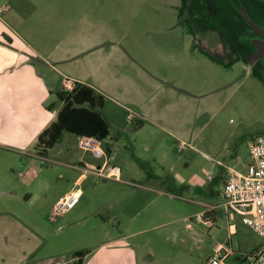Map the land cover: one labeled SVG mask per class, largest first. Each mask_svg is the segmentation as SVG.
Segmentation results:
<instances>
[{"label": "rangeland", "instance_id": "374dc122", "mask_svg": "<svg viewBox=\"0 0 264 264\" xmlns=\"http://www.w3.org/2000/svg\"><path fill=\"white\" fill-rule=\"evenodd\" d=\"M179 4V0H9L7 23L38 52L33 58L50 89L52 79L55 85L63 79L52 67L74 77L95 65L82 58L91 53L81 51L83 41L95 40L104 43V53L115 48L109 57L123 55L122 66L111 60L106 70L125 74L121 70L130 68L132 59L143 81L147 76L168 79L191 96L179 111L169 114L173 119L193 114L196 120L194 140L179 148L167 143L149 120L140 127L142 112L133 105L107 100L102 112L111 129L102 141L106 156L101 158L82 149L79 138L69 133L38 156L36 143L10 139L7 132L13 128L0 122V233L19 235L26 227L31 240H41L38 253L68 258L114 239L131 246L138 264H204L217 243L232 247L226 264H241L264 246L239 217L229 221L223 208L213 211L219 212L216 217L207 211L222 204L217 195L229 169L244 172L251 162L249 142L264 137V82L250 69L244 71L243 60L224 65L232 58L224 57L216 32L189 34L178 25ZM202 50L223 64L211 61ZM66 57L68 72L60 63ZM81 62L89 65L82 67ZM143 87L148 86L143 82ZM7 100L11 104L15 99ZM30 101L17 99L25 107ZM53 102L59 106L51 91L42 106L52 110ZM52 160L81 166H99L106 160L119 167L121 179L89 172L80 185L84 193L80 202L50 220L56 197L69 190L71 178L79 173ZM228 224L238 225L236 235L229 236Z\"/></svg>", "mask_w": 264, "mask_h": 264}, {"label": "crops", "instance_id": "0c3cea01", "mask_svg": "<svg viewBox=\"0 0 264 264\" xmlns=\"http://www.w3.org/2000/svg\"><path fill=\"white\" fill-rule=\"evenodd\" d=\"M8 2L9 0H0V9H6V11L0 14V104H2L0 105V111L3 113L2 115L0 114V122H3L1 124L2 127L8 125L11 126V129L13 128L12 133L7 132L10 139H17L23 144L37 142L38 136L55 121L57 113L61 108L60 103L56 107V103L53 102L52 110H47L43 108L42 103L51 96V91L53 98L55 93L63 87V81L67 79L71 83L81 82L94 88L104 96V104L107 100L114 99L119 105L125 106L122 101L133 105L138 111L142 112L141 118L137 120L139 126L143 127L145 121L149 120L150 125L167 137V143L169 144L174 143L178 146H189L190 141L194 140L192 125H194L196 118L193 117V114L185 113L188 116L182 114L177 116V118L174 117V119L169 114L179 111V107L184 106L186 103L184 101L185 98H190L191 96L166 78H160L159 76L156 78L151 75L152 79L147 76L148 79L143 81V74L134 65L132 59L130 68L125 67L121 70L125 71V74H120V71L117 70H106L105 66L111 60H113L116 66H122L121 59L123 55L109 57L115 48L104 53V43L102 42L99 43V41L95 40L83 41L81 51L91 53V56H82V58L92 60L95 63L93 67H89L88 72L82 73L81 76L68 77L59 69L52 67L51 70L54 69L53 71L62 75L63 79L58 81L57 85H55V79H52L54 87L52 89L47 87V83L42 80V77L46 80L47 78L38 69L36 58H33L38 52L26 40L21 38L19 34L15 33L7 23V14L11 8V6H8ZM202 51L203 53L206 52ZM66 59L67 57L60 63L64 64L61 67L63 71L68 72L70 68L66 67L65 62H68ZM69 63L71 64V62ZM81 63L82 67L89 65V63ZM103 70H106V73H101ZM143 82L148 86L147 89L143 87ZM8 97H12L15 100H12L10 104L7 100ZM19 97H29L31 99L27 107L23 103L21 105L17 102ZM16 105L20 109H17ZM126 110L129 111L127 108ZM105 118L109 120L107 116ZM25 122H28L27 126L22 129ZM117 134L120 137L122 135L119 129L117 130ZM107 151L109 152V148H107ZM52 162L64 167L65 170L69 168L79 172L74 178H71L69 190L60 193L56 197L55 202L74 189H78L81 193V200L84 193L80 185L87 180V174L90 171L86 170L85 166H81L82 164L71 165L56 160H52ZM85 164L93 165L91 163ZM216 180V178H212L213 182ZM218 213V211L214 213V216L216 217ZM237 228V224H228L229 236L236 235ZM29 236H31V233L26 227L23 229L22 234L20 233L19 235L6 232L0 233V264H74L77 261L74 254L71 258H68L63 255L55 257L38 253V249L42 245L41 240L35 239V237L31 240ZM115 241L113 239L98 244L82 258V264H138L137 255L130 248L131 246L129 244L121 246ZM91 256L93 257L91 258ZM148 257L151 259L152 255H148ZM149 261L153 263L152 260Z\"/></svg>", "mask_w": 264, "mask_h": 264}, {"label": "trees", "instance_id": "16d2710c", "mask_svg": "<svg viewBox=\"0 0 264 264\" xmlns=\"http://www.w3.org/2000/svg\"><path fill=\"white\" fill-rule=\"evenodd\" d=\"M177 7L178 25L185 28L189 34L195 32H216L222 42L233 51L232 58L225 66H231L243 56L237 53L236 47L240 44L252 51L249 41L244 14L251 19V9L248 1L264 6L257 0H179ZM247 17V18H248ZM247 20V19H246ZM251 22V21H250ZM250 31V30H249ZM213 62L223 64L218 58L204 52ZM246 62L245 60H243ZM252 75L264 82V71L252 70ZM61 108L53 121L39 136L36 142L37 155H45L47 150L53 148L64 133L78 138L94 137L100 141L110 135L111 125L102 112L105 98L94 88L81 83H73L70 91L61 88L55 93ZM35 148V150H36ZM219 180L220 178H216ZM88 252H76L74 264H82V258Z\"/></svg>", "mask_w": 264, "mask_h": 264}, {"label": "built area", "instance_id": "2783aa9c", "mask_svg": "<svg viewBox=\"0 0 264 264\" xmlns=\"http://www.w3.org/2000/svg\"><path fill=\"white\" fill-rule=\"evenodd\" d=\"M5 10L0 9V14ZM249 68L244 67V71ZM65 91L73 88V83L65 79L62 83ZM102 141L94 137L79 138V146L89 150L95 157H105L106 153L101 147ZM183 145H179L181 148ZM248 152L251 162L246 166L244 172L229 169L225 177L218 197L222 200L221 205L210 206L207 211L212 212L223 208L229 221L235 216L239 217L241 223L264 241V137L256 136L248 144ZM85 169L97 176L107 179L120 180V169L117 166H109L106 160L99 166L86 164ZM81 193L74 189L59 198L52 207V217H61L73 209L80 200ZM209 228L210 222H204ZM233 253L230 245L217 243L213 248V255L204 264H226L228 256ZM241 264H264V246L256 249L244 257Z\"/></svg>", "mask_w": 264, "mask_h": 264}, {"label": "flooded vegetation", "instance_id": "af4514ba", "mask_svg": "<svg viewBox=\"0 0 264 264\" xmlns=\"http://www.w3.org/2000/svg\"><path fill=\"white\" fill-rule=\"evenodd\" d=\"M248 7L252 10L251 13V19L244 14V17H246L245 21L248 24V21H251L254 26H256L258 29L264 31V6H259L252 1H248ZM248 17V18H247ZM249 29H247V36H249V41L252 45V51H248L244 47V45L240 44L236 47L237 53L242 54L243 60L246 62V66L251 70L253 69H260V71H264V36H262L260 33L254 31L250 25L248 24ZM250 30V31H249ZM222 42V40H221ZM257 46L260 47L258 49ZM221 48L223 50L224 57H232L233 51L229 48L228 45L222 42ZM262 50V51H261Z\"/></svg>", "mask_w": 264, "mask_h": 264}, {"label": "water", "instance_id": "95a60500", "mask_svg": "<svg viewBox=\"0 0 264 264\" xmlns=\"http://www.w3.org/2000/svg\"><path fill=\"white\" fill-rule=\"evenodd\" d=\"M257 1H260V2H263V3H264V0H257ZM248 24L250 25V27H251L254 31H256V32L260 33L262 36H264V31L258 29V28H257L256 26H254V24H252L250 21H248ZM256 47H257L258 49H260L259 46L256 45ZM261 51H262V50H261Z\"/></svg>", "mask_w": 264, "mask_h": 264}]
</instances>
